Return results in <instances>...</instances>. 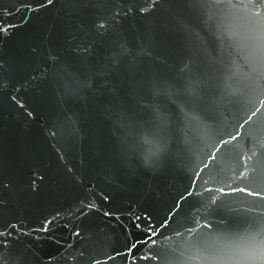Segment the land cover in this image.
Segmentation results:
<instances>
[{"label": "water", "instance_id": "water-1", "mask_svg": "<svg viewBox=\"0 0 264 264\" xmlns=\"http://www.w3.org/2000/svg\"><path fill=\"white\" fill-rule=\"evenodd\" d=\"M0 264H264V0H0Z\"/></svg>", "mask_w": 264, "mask_h": 264}]
</instances>
